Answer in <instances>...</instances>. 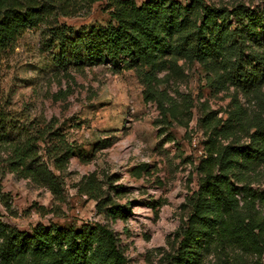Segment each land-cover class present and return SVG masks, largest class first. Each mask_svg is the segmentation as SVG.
Instances as JSON below:
<instances>
[{
  "label": "rangeland",
  "instance_id": "obj_1",
  "mask_svg": "<svg viewBox=\"0 0 264 264\" xmlns=\"http://www.w3.org/2000/svg\"><path fill=\"white\" fill-rule=\"evenodd\" d=\"M36 1L45 7V19L0 55L1 219L27 234L39 225L76 230L107 225L118 235L128 264H173L192 211L190 200L199 189L197 168L212 135L207 115L226 120L238 98L252 120L260 112L258 103L232 86L222 90L209 84L203 66L180 60L160 71L155 83L177 104L176 117L166 118L157 100H145L136 67L128 62L114 67L103 55L94 60L87 51L91 30L109 25L112 2ZM175 1L186 6L191 0ZM206 2L255 11L263 21L256 32L264 48V0ZM98 59L101 64H94ZM40 132L48 143H37L36 164H45L53 181L9 167L15 148ZM56 132L60 135L53 136ZM238 136L225 144L247 143ZM61 143L72 146L74 156L59 169L62 153L53 147ZM253 169L245 183L261 193L264 165ZM89 178L102 195L100 208L84 192ZM105 205L121 207V215L100 213ZM256 210L264 216V204ZM201 254L202 264H264V256L259 260L240 249Z\"/></svg>",
  "mask_w": 264,
  "mask_h": 264
},
{
  "label": "trees",
  "instance_id": "obj_2",
  "mask_svg": "<svg viewBox=\"0 0 264 264\" xmlns=\"http://www.w3.org/2000/svg\"><path fill=\"white\" fill-rule=\"evenodd\" d=\"M109 1L113 4L111 21L107 27L91 30L87 51L94 60L103 55L114 67L126 62L136 67L143 75L145 100H157L164 117L175 118L177 104L166 91H158L155 83L160 71L173 69L180 60L200 64L208 72L209 84L222 90L232 86L252 96L260 108L250 120L241 101L234 98V109L226 120L207 115L212 135L197 168L199 189L190 200L192 211L181 228L182 241L173 264H202L201 252L211 249L218 253L240 249L262 260L264 216L256 208L264 204V191H254L245 179L255 172L254 166L264 165V48L256 32V24L263 25V21L243 6L231 10L206 0H191L186 6L175 0H146L141 5L135 0ZM44 8L36 0H0V55L45 19ZM94 64H101V59ZM42 133L33 142L15 148L9 167L12 172L21 170L25 177L53 181L49 168L36 164L37 143H48ZM238 135H244L247 143L225 144ZM53 149L62 153L57 158L59 169L74 156L69 144H56ZM94 183L89 178V189L84 192L97 200L100 208L102 195ZM100 213L117 218L122 208L105 205ZM0 264L128 261L118 235L107 225H86L81 230L39 225L27 234L0 217Z\"/></svg>",
  "mask_w": 264,
  "mask_h": 264
}]
</instances>
